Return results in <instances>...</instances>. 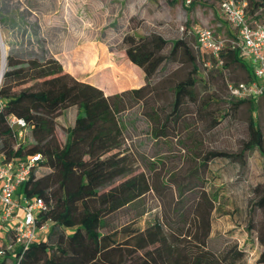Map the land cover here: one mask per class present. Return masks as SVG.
I'll list each match as a JSON object with an SVG mask.
<instances>
[{
  "label": "trees",
  "instance_id": "trees-1",
  "mask_svg": "<svg viewBox=\"0 0 264 264\" xmlns=\"http://www.w3.org/2000/svg\"><path fill=\"white\" fill-rule=\"evenodd\" d=\"M247 3V15L259 19L264 0ZM121 45L126 58L143 71V83L110 94L65 71L40 44L39 53L27 56H15L27 47L17 50L12 45L8 50L0 83V149L8 156L41 154L18 191L41 197L46 209L40 220H51V224L45 236L2 256L0 264H239L243 260L244 251L236 243L217 252L208 247L213 200L198 176L197 181L174 180L175 194L163 205L162 213L145 219L142 226L137 224L147 211L140 206L131 213V207L154 186L144 170L135 171L124 147L122 112L132 103H140L158 137L168 133V125H179L186 100L196 105L194 113L200 115L212 99L196 102L199 67L184 37L168 40L158 33H125ZM178 52L190 68L170 86L168 105H157L154 77ZM229 55L241 62L249 79H256L252 66L245 64L236 49L224 48L218 56L212 55L214 65L225 66ZM257 97L237 98L235 103L246 101L254 108ZM70 106L78 108L76 117L82 124L66 126L59 142L53 133L56 117ZM11 114L25 119L27 134L34 132L31 140L25 139L16 148L8 125ZM247 132L238 152L204 149L200 171L212 158L242 159L244 152L253 148L264 160V135L252 115ZM42 168L46 170L36 176ZM253 191L251 209L264 210V183ZM125 211L128 218L115 223L116 215ZM251 228L249 225L248 230ZM257 237L264 242V221L257 228ZM257 260L264 262V252Z\"/></svg>",
  "mask_w": 264,
  "mask_h": 264
},
{
  "label": "rangeland",
  "instance_id": "rangeland-1",
  "mask_svg": "<svg viewBox=\"0 0 264 264\" xmlns=\"http://www.w3.org/2000/svg\"><path fill=\"white\" fill-rule=\"evenodd\" d=\"M220 2L0 0V54L3 46L6 63V54L12 45L17 50L21 46L27 47L15 56L39 53L42 48L47 55L56 56L65 66L77 71V76L101 87L103 92L121 91L143 78L140 70H136L124 55L121 44L125 33L136 36L158 33L168 40L184 37L199 67L196 102L207 97L212 100L200 115L194 113L196 105L186 100L179 125H168V133L158 137L154 136L155 126L143 115L140 103L134 102L122 112L126 125L124 147L131 155L135 171L144 170L155 187L139 199L138 205L131 207V213L140 206L146 209L137 223L142 226L145 219L160 215L163 205L170 202L175 194L174 180L197 181L195 176H198L213 200L208 247L217 252L236 243L244 251L239 264H264L257 260L264 252V242L257 237V228L264 221V210H252L250 207L253 188L264 183V160L258 150L245 151L242 159L212 158L203 172L199 167L204 149L228 152L241 149L242 141L248 137L250 115L264 135V96L257 97L252 108L246 101L236 104L237 98L231 96L227 89L229 82L246 80L241 62L229 55L224 61L225 66L214 65L212 54L198 46L188 31L191 26H208L219 35H231L230 27L221 14ZM39 44L41 48H38ZM79 52L83 56L76 60ZM183 57L182 52H178L164 71L156 73L157 105H168L170 86L189 70L190 66L183 62ZM240 58L245 59L241 54ZM247 60L245 63L249 66ZM77 113L76 106L58 113L53 133L59 142L64 139L66 126H81ZM213 117L219 120L214 121ZM33 134L29 132L25 139L31 140ZM45 170L42 168L36 176ZM128 216L126 211L120 212L114 222L120 224ZM249 225L251 230H248Z\"/></svg>",
  "mask_w": 264,
  "mask_h": 264
},
{
  "label": "built area",
  "instance_id": "built-area-1",
  "mask_svg": "<svg viewBox=\"0 0 264 264\" xmlns=\"http://www.w3.org/2000/svg\"><path fill=\"white\" fill-rule=\"evenodd\" d=\"M184 1L189 3L191 0ZM246 8L247 0H221L220 11L232 29V35H219L208 26H191L188 29L196 43L213 56L228 48L236 49L248 59L256 79L229 82L228 92L235 98L264 94V9L261 10V17L255 19L247 15ZM1 78L0 69V83ZM2 101L0 97V107ZM8 125L16 148L25 141L27 123L24 118L11 114ZM40 159L38 152L8 156L0 149V258L7 253L12 254L16 248H27L33 241L45 236L49 229L51 220H40L46 209L44 200L18 191L19 185L28 179Z\"/></svg>",
  "mask_w": 264,
  "mask_h": 264
},
{
  "label": "crops",
  "instance_id": "crops-1",
  "mask_svg": "<svg viewBox=\"0 0 264 264\" xmlns=\"http://www.w3.org/2000/svg\"><path fill=\"white\" fill-rule=\"evenodd\" d=\"M228 25V24H227ZM230 30H231V32H232V29L231 28H229ZM225 34H227V33H225ZM231 35H232V33H231ZM82 52L80 53H77V55H76V57H75V59L76 60H81V58H82ZM54 58H56L57 60H59V62L62 64V67H63V69L65 70V71H67V72H69L70 74H72L73 76H75L76 78H78V79H81V80H84V81H87V82H90V83H92V84H94L93 82H91V81H89V80H87L85 77H80V76H77V71H75V70H73V69H71V68H69L68 66H65L62 62H61V60L60 59H58L56 56H54ZM247 59H244V62L246 61ZM248 61V60H247ZM130 62V61H129ZM130 64H132L133 66H135V68H136V70H140L139 72H141V74H142V77H143V71L141 70V68L140 67H138V66H136V65H134L133 63H131L130 62ZM246 64V63H245ZM247 65V64H246ZM248 65H250V63H249V61H248ZM246 75H247V77H246V80L247 79H249L250 78V76H249V74L247 73V71H246ZM143 79V78H142ZM141 79V81H138L136 84H134V85H132V86H129V87H133V86H138V85H140V84H142L143 83V80ZM258 81L260 82V83H262V80L261 79H258ZM94 85H96V84H94ZM97 86V85H96ZM99 87V86H98ZM128 87V88H129ZM99 88H101V87H99ZM102 89V88H101ZM116 91H119V90H113V91H110V92H104L105 94H110V93H113V92H116Z\"/></svg>",
  "mask_w": 264,
  "mask_h": 264
},
{
  "label": "bare ground",
  "instance_id": "bare-ground-1",
  "mask_svg": "<svg viewBox=\"0 0 264 264\" xmlns=\"http://www.w3.org/2000/svg\"><path fill=\"white\" fill-rule=\"evenodd\" d=\"M4 64H5V51L2 46V51H1V57H0V69L3 71L4 69Z\"/></svg>",
  "mask_w": 264,
  "mask_h": 264
},
{
  "label": "water",
  "instance_id": "water-1",
  "mask_svg": "<svg viewBox=\"0 0 264 264\" xmlns=\"http://www.w3.org/2000/svg\"><path fill=\"white\" fill-rule=\"evenodd\" d=\"M0 56H1V54H0ZM3 71H4V69H3ZM3 71H2V74H3Z\"/></svg>",
  "mask_w": 264,
  "mask_h": 264
}]
</instances>
